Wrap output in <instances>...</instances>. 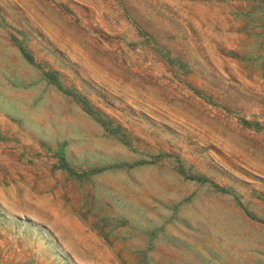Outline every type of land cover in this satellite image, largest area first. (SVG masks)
<instances>
[{
	"label": "rangeland",
	"instance_id": "374dc122",
	"mask_svg": "<svg viewBox=\"0 0 264 264\" xmlns=\"http://www.w3.org/2000/svg\"><path fill=\"white\" fill-rule=\"evenodd\" d=\"M0 264H264V0H0Z\"/></svg>",
	"mask_w": 264,
	"mask_h": 264
},
{
	"label": "trees",
	"instance_id": "16d2710c",
	"mask_svg": "<svg viewBox=\"0 0 264 264\" xmlns=\"http://www.w3.org/2000/svg\"><path fill=\"white\" fill-rule=\"evenodd\" d=\"M18 47H19V50L21 52V55L23 57V59L28 62L29 64H32V65H36L35 61L33 60L30 52L28 51L27 47L25 46V44L23 42H19L18 40L16 41ZM44 75L46 76L47 79H49V81L53 82V83H57V77L55 76V74L48 70L47 72L44 73ZM74 99L76 101H78L83 107H85V109L87 110L88 113L92 114V107L89 106L88 102L85 100V98L83 97H80V96H73ZM107 129H109L107 127ZM119 129H116V131H118ZM191 179H196L198 181H206V180H203V179H200V178H191ZM219 191H222L224 192L225 190L223 188H218Z\"/></svg>",
	"mask_w": 264,
	"mask_h": 264
}]
</instances>
